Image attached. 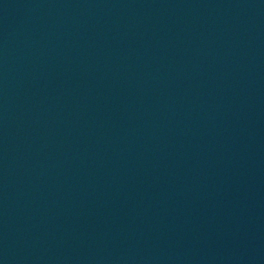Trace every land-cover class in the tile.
<instances>
[{
	"label": "water",
	"instance_id": "water-1",
	"mask_svg": "<svg viewBox=\"0 0 264 264\" xmlns=\"http://www.w3.org/2000/svg\"><path fill=\"white\" fill-rule=\"evenodd\" d=\"M0 264H264V0H0Z\"/></svg>",
	"mask_w": 264,
	"mask_h": 264
}]
</instances>
